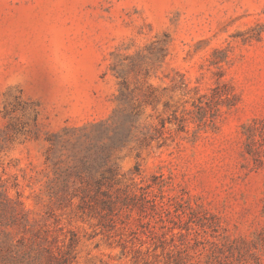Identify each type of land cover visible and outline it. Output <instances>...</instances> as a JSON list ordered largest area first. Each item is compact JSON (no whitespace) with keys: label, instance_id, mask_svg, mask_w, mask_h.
<instances>
[{"label":"rangeland","instance_id":"rangeland-1","mask_svg":"<svg viewBox=\"0 0 264 264\" xmlns=\"http://www.w3.org/2000/svg\"><path fill=\"white\" fill-rule=\"evenodd\" d=\"M0 264H264V0H0Z\"/></svg>","mask_w":264,"mask_h":264},{"label":"trees","instance_id":"trees-1","mask_svg":"<svg viewBox=\"0 0 264 264\" xmlns=\"http://www.w3.org/2000/svg\"><path fill=\"white\" fill-rule=\"evenodd\" d=\"M47 251H50V250L47 249Z\"/></svg>","mask_w":264,"mask_h":264}]
</instances>
